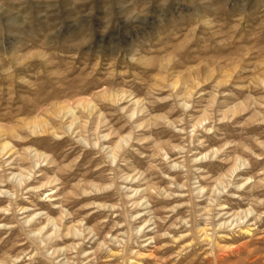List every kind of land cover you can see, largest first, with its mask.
Wrapping results in <instances>:
<instances>
[{"label": "rangeland", "instance_id": "rangeland-1", "mask_svg": "<svg viewBox=\"0 0 264 264\" xmlns=\"http://www.w3.org/2000/svg\"><path fill=\"white\" fill-rule=\"evenodd\" d=\"M4 143L0 264H264V0H0Z\"/></svg>", "mask_w": 264, "mask_h": 264}, {"label": "bare ground", "instance_id": "bare-ground-1", "mask_svg": "<svg viewBox=\"0 0 264 264\" xmlns=\"http://www.w3.org/2000/svg\"><path fill=\"white\" fill-rule=\"evenodd\" d=\"M2 153V155L4 156L5 154H8V156L10 155V149L8 148V144H6V143H4V144H2V145H0V154ZM19 176H21V174H19ZM23 177H21L20 179H19V183H21V185L22 184H26L27 183V179L25 180V178L24 179H22ZM199 190H202V188H200ZM54 194H56V193H54ZM49 196V195H48ZM139 203V202H138ZM137 204V203H136ZM219 207H220V211H223V210H226V209H229V210H231V208H228L227 206H225L224 204H219ZM229 210H227V211H225L224 213H222L221 215L223 216V215H227V217H226V219L229 217V216H232V215H234V216H236L237 218L235 219V223H236V225L237 224H239V221H241V222H243V218H246V217H249V215L253 212L252 211V209H250V208H247L246 210H242L241 212H243V215H241V212H233L232 211V213L230 212H228ZM229 219V218H228ZM228 221V220H227ZM247 221H248V219H247ZM49 222V221H48ZM146 222H148V220H146L145 221V223ZM233 222V221H232ZM232 222H231V224H232ZM222 224H224V221L221 223L220 222V224H218V225H220V227H222L223 225ZM226 224V223H225ZM231 224L230 225H228V226H231ZM46 225V224H45ZM222 225V226H221ZM141 226V225H140ZM144 226V225H143ZM156 227H159V229H161V225H159L158 226V224H157V226ZM43 228V227H42ZM179 228H181V226L180 227H178V229ZM250 227H246V229H245V231L246 232H250V230H251V228L249 229ZM175 229V228H174ZM177 229V230H178ZM40 231H41V229L40 230H38V232L40 233ZM198 231L199 232H202V234H204V236H203V238H206L207 239V231L205 230V228L204 227H201V226H199L198 227ZM74 235H76V234H74ZM78 235V234H77ZM182 235V236H181ZM187 235V234H186ZM186 235H184V236H186ZM183 237V234H180V237H178V238H182ZM234 237V236H233ZM233 237H231L229 240H233ZM149 238H151V237H149ZM174 238H176L175 236H174ZM236 240V239H235ZM193 244V243H192ZM219 245V244H218ZM189 246H191L189 243H186V245H185V247H189ZM228 248V247H227ZM192 251V250H191ZM190 251V252H191ZM190 252L189 253H186L185 254V256L184 257H187V256H189L190 255ZM194 253V252H193ZM221 261V260H220Z\"/></svg>", "mask_w": 264, "mask_h": 264}, {"label": "clouds", "instance_id": "clouds-1", "mask_svg": "<svg viewBox=\"0 0 264 264\" xmlns=\"http://www.w3.org/2000/svg\"><path fill=\"white\" fill-rule=\"evenodd\" d=\"M86 46V45H85Z\"/></svg>", "mask_w": 264, "mask_h": 264}]
</instances>
